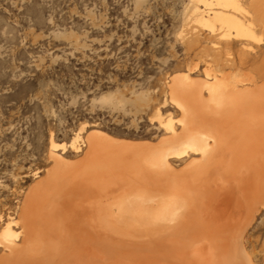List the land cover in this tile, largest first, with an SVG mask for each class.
<instances>
[{"label": "bare ground", "instance_id": "6f19581e", "mask_svg": "<svg viewBox=\"0 0 264 264\" xmlns=\"http://www.w3.org/2000/svg\"><path fill=\"white\" fill-rule=\"evenodd\" d=\"M196 2L211 46L199 53L202 77L168 79L178 128L159 120L155 143L90 130L83 151L77 136L70 144L82 153L74 161L50 139V167L0 229V264H253L243 238L264 207V76L233 73V57L254 28L264 34V6ZM241 199L245 221L226 219Z\"/></svg>", "mask_w": 264, "mask_h": 264}, {"label": "rangeland", "instance_id": "374dc122", "mask_svg": "<svg viewBox=\"0 0 264 264\" xmlns=\"http://www.w3.org/2000/svg\"><path fill=\"white\" fill-rule=\"evenodd\" d=\"M238 1L243 11L254 0ZM194 5L203 9L196 0H0V229L17 220L28 187L50 167V139L74 161L82 153L70 144L77 136L83 151L90 130L155 143L159 120L178 128L168 79L190 70L202 77L199 53L211 46ZM254 32L250 48H235L233 73L264 76V34ZM247 212L241 199L225 218L242 223ZM243 244L253 264H264V207Z\"/></svg>", "mask_w": 264, "mask_h": 264}]
</instances>
